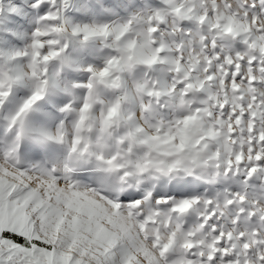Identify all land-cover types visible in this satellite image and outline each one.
Segmentation results:
<instances>
[{
  "label": "snow or ice",
  "instance_id": "6c2138e0",
  "mask_svg": "<svg viewBox=\"0 0 264 264\" xmlns=\"http://www.w3.org/2000/svg\"><path fill=\"white\" fill-rule=\"evenodd\" d=\"M0 264H264V0H0Z\"/></svg>",
  "mask_w": 264,
  "mask_h": 264
}]
</instances>
